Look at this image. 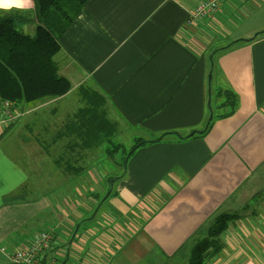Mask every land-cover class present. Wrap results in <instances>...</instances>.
I'll list each match as a JSON object with an SVG mask.
<instances>
[{
  "label": "crops",
  "instance_id": "0c3cea01",
  "mask_svg": "<svg viewBox=\"0 0 264 264\" xmlns=\"http://www.w3.org/2000/svg\"><path fill=\"white\" fill-rule=\"evenodd\" d=\"M200 1L85 4L54 57L71 90L16 104L18 117L0 126V245L15 250L47 232L72 264H188L214 219L237 214L205 264H264V36L253 40L264 0H225L189 23ZM32 5L0 15L33 36ZM218 90L236 96L228 117L216 110ZM85 109L113 132L86 133ZM89 137L101 143L82 148ZM114 137L116 150L145 144L100 164Z\"/></svg>",
  "mask_w": 264,
  "mask_h": 264
},
{
  "label": "trees",
  "instance_id": "16d2710c",
  "mask_svg": "<svg viewBox=\"0 0 264 264\" xmlns=\"http://www.w3.org/2000/svg\"><path fill=\"white\" fill-rule=\"evenodd\" d=\"M88 1L34 0L38 25L33 36L24 34L16 28L14 15L9 13L0 15V100L33 105L62 97L71 90L70 82L58 75L54 57L60 51L59 39ZM263 36L264 31L259 32L253 40ZM253 40H239L222 51L235 49L242 42L248 43ZM227 95L223 96L220 90L213 95L218 102L216 110L219 113L226 105L229 108L227 112L220 114L221 118L232 115L237 109L235 94ZM94 100L100 103V99ZM220 100L223 102L220 103ZM78 115L79 118L90 115V118L83 120L86 133L95 134L102 124L105 134L108 130L110 133L113 132V124L103 123L95 110H81ZM82 140V148L101 143L96 137ZM142 144L145 142H137L126 155H131ZM236 217L237 214L216 217L206 238L197 242L190 251L188 264H205L210 260L218 251L219 236L227 224Z\"/></svg>",
  "mask_w": 264,
  "mask_h": 264
},
{
  "label": "built area",
  "instance_id": "2783aa9c",
  "mask_svg": "<svg viewBox=\"0 0 264 264\" xmlns=\"http://www.w3.org/2000/svg\"><path fill=\"white\" fill-rule=\"evenodd\" d=\"M225 0H202L192 11L189 23L214 15ZM16 103L0 100V126L6 127L18 117ZM4 252L3 250H1ZM9 264H72L67 245L60 243L55 234H35L23 247L5 253Z\"/></svg>",
  "mask_w": 264,
  "mask_h": 264
},
{
  "label": "rangeland",
  "instance_id": "374dc122",
  "mask_svg": "<svg viewBox=\"0 0 264 264\" xmlns=\"http://www.w3.org/2000/svg\"><path fill=\"white\" fill-rule=\"evenodd\" d=\"M30 25L31 24H29V26ZM16 28L21 31V27L18 24H16ZM32 35H34V34H32ZM222 112L220 114H222ZM216 114H217V111H213V115L215 116ZM5 137H6V135H5ZM115 138H117V137H114V140H110V143H106V145H105L106 147H103L102 150H105L106 148H109L110 151L116 150V147H118L120 145V142H118ZM131 145H133V143L129 144V142L126 141L125 144L122 145V148H120V150L117 149L115 152H110L108 154H103L101 156V158H99L97 161L100 162V164H103V165H107V164H110V163L119 164L122 161L121 160L122 155L128 153V151L130 150ZM5 148H7V145H6ZM81 165H84V163L81 164ZM105 177L115 178L117 176L116 175H111V176H105ZM1 250H3L4 252H2ZM12 250L13 249H11V248H8L6 246L0 245V264H9V262H8L6 256H5V253H9Z\"/></svg>",
  "mask_w": 264,
  "mask_h": 264
},
{
  "label": "clouds",
  "instance_id": "9594fccd",
  "mask_svg": "<svg viewBox=\"0 0 264 264\" xmlns=\"http://www.w3.org/2000/svg\"><path fill=\"white\" fill-rule=\"evenodd\" d=\"M32 6V0H0V10L4 11H9L14 8L24 10Z\"/></svg>",
  "mask_w": 264,
  "mask_h": 264
}]
</instances>
